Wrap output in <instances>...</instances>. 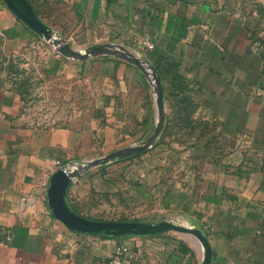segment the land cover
I'll return each mask as SVG.
<instances>
[{"label":"crops","instance_id":"0c3cea01","mask_svg":"<svg viewBox=\"0 0 264 264\" xmlns=\"http://www.w3.org/2000/svg\"><path fill=\"white\" fill-rule=\"evenodd\" d=\"M27 2L56 33L75 20L119 36L128 45L103 44L130 48L146 67L116 55L96 54V62L62 54L0 0V264H110L118 245L127 248L122 264H201L199 247L172 232L99 237L71 231L51 213L53 173L85 155L93 138L113 143L116 125L98 112L41 124L25 108L18 79L35 69L70 79L77 70L91 74L96 63L109 109L143 135L86 167L122 164L118 177L134 181L103 173L106 187L154 194L167 218L139 221L196 227L210 264H264V0ZM76 187L69 185L66 202L83 216L71 201Z\"/></svg>","mask_w":264,"mask_h":264},{"label":"rangeland","instance_id":"374dc122","mask_svg":"<svg viewBox=\"0 0 264 264\" xmlns=\"http://www.w3.org/2000/svg\"><path fill=\"white\" fill-rule=\"evenodd\" d=\"M36 33L38 39L46 41L49 47L52 46L56 50L52 40L46 39L40 32ZM56 36L64 40L73 51L83 53L94 46L104 45L103 43L105 42L117 43L125 41L115 35L106 37V33L98 30L94 25H80L75 20H72L70 24H63ZM124 43L127 44L126 42ZM113 45L110 44L108 49L113 50L115 48ZM121 50L127 53L131 49L122 47ZM95 57L96 54H93L88 59H93L92 61L97 62ZM105 57L113 58L114 56L106 54ZM96 64H92L93 69L89 70L91 74L83 75L77 70V73L73 71L70 79L65 78L63 74L38 76L37 69L31 70L33 73L30 74L29 78L18 79V85L24 92L25 108L30 114L39 116L41 124H46L49 117L50 120H53L51 119L53 116L58 122H63L67 117L74 114H80L82 118L91 119L98 112L102 117L108 118L111 123L116 125V138L113 143H105L103 139L93 138V143L89 145L85 155L73 157L68 162L61 163L60 167L68 164L70 166L75 165V167L84 165L86 162L101 157L107 152L131 144V141L133 142L143 135L142 129L131 126L134 125L132 122L129 124L127 115L123 116L115 109L114 111L109 109V102L101 93V89L107 87V81L103 80L102 77L99 79L95 77L97 72L102 75L104 67L100 63ZM14 67L15 64L12 66V72L15 70ZM13 81L14 83L16 82L15 80ZM50 124H53V122L50 121ZM184 133H188L187 129ZM204 137V141H208L207 133ZM204 145L207 149L209 143ZM120 167L124 166L122 164L114 165L109 163L107 166H91L83 169V172L69 184L71 187L77 185L75 192L72 193V199L70 198L75 207H77V211L84 217L95 220H160L167 218V216L161 215L157 211L159 209V200L158 197H154V194H152L151 198H144L145 196L139 193H132L131 195L127 184L125 186H114L115 188L106 187L105 181L107 180L103 177V173L108 174L106 177L111 178L113 181L123 180L127 183L132 180V178L127 179V177L124 178L122 175L118 177L117 171ZM174 220L176 221V219ZM165 231L172 232L174 236L185 239L191 246L195 245L187 234L172 230ZM150 263L154 264L155 262Z\"/></svg>","mask_w":264,"mask_h":264},{"label":"water","instance_id":"95a60500","mask_svg":"<svg viewBox=\"0 0 264 264\" xmlns=\"http://www.w3.org/2000/svg\"><path fill=\"white\" fill-rule=\"evenodd\" d=\"M29 5L27 0H22ZM8 8L19 17L26 25L32 28L35 32H40L46 39L52 40L57 50L62 54L69 55L74 58H87L93 54H112L123 57L128 61L136 64L140 68L146 67L142 58L136 57L130 53H125L122 50L114 48L109 50L107 45L92 47L86 52L73 51L66 45L64 40L57 38L56 33L45 25L35 14L31 6V11L28 14L23 13L17 7L15 0H4ZM51 31V32H50ZM155 83H159L158 77L154 75ZM149 142L144 144V148L149 147ZM115 155V154H114ZM109 157L91 162L90 164L100 163L107 160ZM87 165H81L72 169V166L65 165L56 169L50 178L47 187V204L54 215L65 227L77 233L90 234L93 236L107 237V236H143L153 234L165 230H172L187 234L195 245L201 251V264H210L211 249L208 241L203 233L193 226L181 224L174 220L162 221H139V220H95L81 216L74 212L66 202V191L68 185L77 178L80 172Z\"/></svg>","mask_w":264,"mask_h":264},{"label":"built area","instance_id":"2783aa9c","mask_svg":"<svg viewBox=\"0 0 264 264\" xmlns=\"http://www.w3.org/2000/svg\"><path fill=\"white\" fill-rule=\"evenodd\" d=\"M147 47H151V45L147 44ZM59 164V162H57ZM127 248L124 245H118L115 247L113 255L110 260V264H122V257Z\"/></svg>","mask_w":264,"mask_h":264},{"label":"bare ground","instance_id":"6f19581e","mask_svg":"<svg viewBox=\"0 0 264 264\" xmlns=\"http://www.w3.org/2000/svg\"><path fill=\"white\" fill-rule=\"evenodd\" d=\"M15 3H16V5H17V7L19 8L20 11H22L25 14L30 13L31 9H30V7H29V5L27 3H25L22 0H15ZM72 168H73V166H72Z\"/></svg>","mask_w":264,"mask_h":264},{"label":"trees","instance_id":"16d2710c","mask_svg":"<svg viewBox=\"0 0 264 264\" xmlns=\"http://www.w3.org/2000/svg\"><path fill=\"white\" fill-rule=\"evenodd\" d=\"M183 248H184V250L187 252H189L191 249L190 248H188V247H186L185 245L183 246Z\"/></svg>","mask_w":264,"mask_h":264}]
</instances>
